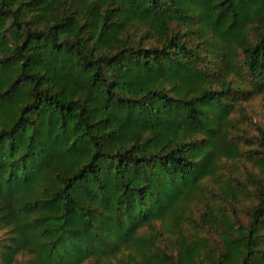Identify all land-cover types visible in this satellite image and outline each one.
<instances>
[{"label": "trees", "instance_id": "1", "mask_svg": "<svg viewBox=\"0 0 264 264\" xmlns=\"http://www.w3.org/2000/svg\"><path fill=\"white\" fill-rule=\"evenodd\" d=\"M264 0H0V264H264Z\"/></svg>", "mask_w": 264, "mask_h": 264}, {"label": "rangeland", "instance_id": "2", "mask_svg": "<svg viewBox=\"0 0 264 264\" xmlns=\"http://www.w3.org/2000/svg\"><path fill=\"white\" fill-rule=\"evenodd\" d=\"M250 107L254 110L256 119L261 122L264 121V99L261 96L254 98L250 103Z\"/></svg>", "mask_w": 264, "mask_h": 264}]
</instances>
